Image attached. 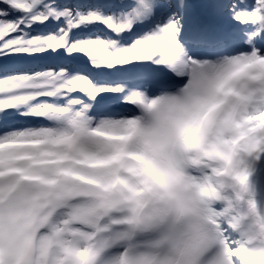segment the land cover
I'll return each instance as SVG.
<instances>
[{"label": "snow or ice", "instance_id": "6c2138e0", "mask_svg": "<svg viewBox=\"0 0 264 264\" xmlns=\"http://www.w3.org/2000/svg\"><path fill=\"white\" fill-rule=\"evenodd\" d=\"M264 0H0V264H264Z\"/></svg>", "mask_w": 264, "mask_h": 264}]
</instances>
